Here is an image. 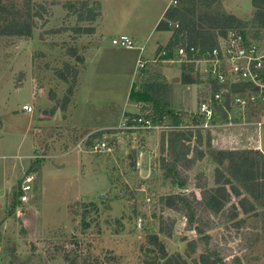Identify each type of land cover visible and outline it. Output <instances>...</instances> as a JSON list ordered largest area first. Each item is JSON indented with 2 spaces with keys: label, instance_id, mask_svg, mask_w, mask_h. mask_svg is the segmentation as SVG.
Listing matches in <instances>:
<instances>
[{
  "label": "rangeland",
  "instance_id": "374dc122",
  "mask_svg": "<svg viewBox=\"0 0 264 264\" xmlns=\"http://www.w3.org/2000/svg\"><path fill=\"white\" fill-rule=\"evenodd\" d=\"M26 1L3 3L21 10ZM31 1L39 11L33 35L0 36V187L4 190L0 200V264H161L162 254L149 241L154 233L169 255L181 254L186 264H201L202 245L195 227L189 225L182 212L161 201L168 194L181 192L195 194L197 216L201 215L206 225L205 234L211 237V245L220 248L227 264H264V201H256L255 212L232 219L231 205L224 214L215 215L202 198V191L215 184L218 150L257 148L255 128L240 124L219 128L224 137L217 139L216 146L205 142L199 146L206 151L205 161L194 163L190 169L179 167L183 180L187 178L184 187L173 183L161 168V158L165 156L161 130L91 132L102 126L120 125L124 116L130 115L125 111L148 108L145 102H132L129 93L142 92L155 75L167 83L168 75L173 82L178 81L179 71H174L178 65L150 61L131 85L139 44L133 49L111 45L114 35L118 37L136 25L143 26L149 34L162 8L171 0H89L93 10L103 6L107 44L99 56V74L89 82L90 91L84 89L88 86L84 82L89 78L85 76L87 61L94 57L96 37L78 34L74 28L95 23L79 22L77 11L65 7L69 2L78 10V2L84 0ZM181 2L178 0L177 5ZM214 6L242 19L251 34L263 29L254 20L256 8L252 0H218ZM168 37L163 36L161 41L153 31L147 52H153L158 41L156 52L171 43L172 38L166 42ZM70 50L76 52L75 56ZM61 69L68 75V82L56 75V70ZM74 69L78 73L70 104L81 102L82 97L84 103L73 119L69 108L60 106L73 82ZM180 71L182 82L184 72ZM181 82H175L174 106L197 110L195 88L186 93L188 84L182 86ZM24 103H30L34 112L23 111ZM99 131L104 132L92 135ZM261 132L264 137V127ZM103 137L115 141V152L91 150V143ZM144 146L151 153L150 167L140 173L130 166V154ZM34 162L40 164L31 170ZM227 166H222L226 173ZM29 174L35 176L34 196L29 203L21 204L18 194ZM141 184L147 186L150 202L144 192L138 191ZM234 201L238 198L233 197L232 204ZM85 209L90 211L88 228L81 223ZM238 220L243 222L237 225ZM162 222L168 235L160 232ZM191 241L197 242L195 252L189 246Z\"/></svg>",
  "mask_w": 264,
  "mask_h": 264
},
{
  "label": "trees",
  "instance_id": "16d2710c",
  "mask_svg": "<svg viewBox=\"0 0 264 264\" xmlns=\"http://www.w3.org/2000/svg\"><path fill=\"white\" fill-rule=\"evenodd\" d=\"M218 0H182L180 5L171 6L165 13V18L162 19L157 30L170 31L168 21L179 22L180 27L174 31L171 43L173 41L179 42L187 39L192 44L201 43L204 47H213L217 44L218 34H224L231 28H246L245 22L234 14H229L215 8ZM253 6L256 8L254 20L260 28H264V0H252ZM90 1L84 0L78 2V10L71 3L65 5L68 10L77 11L76 15L79 22H95L101 15L100 11L93 10L90 7ZM42 8V6H40ZM39 11L34 9L31 0H27L24 4V9L15 8L14 5H8L0 0V36L3 37H30L33 35L35 26V19L39 16ZM74 13V12H73ZM78 34H93L95 28L92 26H80L74 28ZM173 44V43H172ZM72 56H75V51L70 50ZM78 61H83L82 58H77ZM66 69L69 71L70 66L66 64ZM67 71V72H68ZM78 70H73L72 84L69 86L66 96L61 102V108L64 110L70 104V98L74 94L76 76ZM56 75L63 81L68 82L69 77L66 72L56 70ZM152 82L147 84L142 92H131V99L140 102H145L148 108L141 107L140 112L152 116L156 122H162L166 117V121L170 124H179L182 121H187L189 118L188 112H177L172 109L171 87L170 84L165 82L159 75H155ZM182 80L184 83L194 82V77L188 73H183ZM22 87V86H21ZM20 88V87H19ZM54 99V95L52 96ZM226 118V113H222ZM104 131L93 133L92 135L102 134ZM106 132H119V130L109 129ZM91 135V137H92ZM193 134L191 132H183L179 130H172L169 132H162L161 135V150L167 153L161 158V168L164 175L170 178L173 183L180 186H185L187 178L183 180L180 166L185 169L193 167L197 158H203L204 153L199 151L197 147L193 148L191 145ZM196 138L199 143H202L203 137L201 132H197ZM210 140V137H209ZM92 144V143H91ZM193 152V155H189ZM259 152L255 151H241V150H228L218 151L217 159L222 166L226 160L229 161L227 176L225 171L220 167L215 170V184L213 188H205L202 191V197L205 201L208 210L215 215L219 213L224 214L228 204L232 203V193L238 200L239 207L243 213L248 214L256 211L255 205L252 201L244 196V193L258 200L264 201V155L258 158ZM131 164L133 170H136L137 151L132 150L130 154ZM40 163L34 162L31 170H35ZM234 181L238 182L241 186H237ZM243 189L245 192H243ZM161 201L165 204L171 205L174 209L182 212L188 219L190 226L200 235V243L202 245V253L200 254L199 262L201 264H227L225 262V255L220 248L216 245H211V237L206 235V225L198 217V205L196 203V196L194 193L181 195L176 198L175 195H169L162 198ZM15 206V204L13 205ZM239 207L236 204H231L229 217L236 219L239 217ZM89 210L84 211L82 216V225L88 228L90 224L87 222ZM199 214V213H198ZM202 216H205L202 215ZM243 220H238L236 223L240 225ZM160 224V232L168 233L165 227ZM196 224V226H194ZM145 225V224H144ZM209 227V226H208ZM170 233V232H169ZM168 235V234H166ZM150 243L155 247L158 252L163 256L164 262L161 264H186L182 259L181 254L169 255L166 247L157 233L151 234L149 237ZM192 251H196L197 242H189ZM182 261V262H180ZM147 264H158L156 262H149Z\"/></svg>",
  "mask_w": 264,
  "mask_h": 264
},
{
  "label": "built area",
  "instance_id": "2783aa9c",
  "mask_svg": "<svg viewBox=\"0 0 264 264\" xmlns=\"http://www.w3.org/2000/svg\"><path fill=\"white\" fill-rule=\"evenodd\" d=\"M177 3L178 0L172 2L174 6ZM168 22L172 32L180 27L179 22ZM172 43L163 45L148 61L139 59L138 69L147 68L150 61L178 65L194 77V82L187 83L186 90L191 92L195 88L197 110L188 112V120L179 124L168 123L166 117L162 122H156L148 113L125 115L117 130L127 133L140 129L179 130L191 132L195 138L197 132L212 131L221 124L264 126V28L257 34L249 33L246 28L228 29L224 34H218L217 44L213 47L192 44L187 39ZM112 44L125 49L136 46L127 34L115 37ZM21 109L34 112L31 104H24ZM90 147L97 153L111 154L116 150L115 141L105 137L94 140ZM136 164L140 167V160ZM34 179V174H29L21 184L18 194L21 204L32 200ZM138 191L144 192L148 202L152 200L145 184H141ZM3 195L4 190L0 187V200Z\"/></svg>",
  "mask_w": 264,
  "mask_h": 264
},
{
  "label": "crops",
  "instance_id": "0c3cea01",
  "mask_svg": "<svg viewBox=\"0 0 264 264\" xmlns=\"http://www.w3.org/2000/svg\"><path fill=\"white\" fill-rule=\"evenodd\" d=\"M172 2H173V0H171V1H169V3H167L163 8H162V11L160 12V16H159V18L157 19V21H156V23L154 24V26L153 27H151V30H150V33L148 34V33H146L145 32V28H143V26H138V25H136V27H133V28H130V31H128V32H126V33H122V34H127V35H129L130 37H132L133 38V40L135 41V44H139V46H137V48L139 49V51H140V54H139V56H138V59L136 60V64L134 65V68H133V71H132V73H133V81H132V83H131V85L133 84V82L135 81V79L137 78V74H138V72H139V69H138V61H139V59H142V60H145V61H148L149 59H152V57L154 56V54L156 53V50H157V46H158V43H159V41L157 42V46L155 47V49H154V51L153 52H147V46H148V40H149V38H150V34L151 33H153V31H155V33H158L159 35H160V40L162 41V37L163 36H165V37H167V35H169V37H168V39H167V41L166 42H168L169 41V39L170 38H172L173 37V34H174V32H172V30H170V31H159V30H157V26H158V24H159V22L162 20V19H164L165 17V13H166V11L171 7V6H174L173 4H172ZM101 10H99L100 11V13H101V15L97 18V20L94 22L95 24H91V25H88V26H92V27H94L95 28V33H93V34H89V35H93L94 37H96V41H95V45H94V49H95V54H94V57L92 58H90V57H88V61H87V63H88V71H87V73L85 74V76H87V77H89L87 80H85V82H84V84L85 83H87L88 84V86L86 87V88H84L85 90L88 88V90L90 91V87H89V85H90V80L92 79V77H94V76H96V75H98L99 74V70H98V67H99V56L102 54V52L104 51V50H106L107 48H106V42H105V40H106V37H105V30H104V12H103V6H102V4H101ZM101 20V21H100ZM171 29V28H170ZM115 36L116 35H114V37H112V40L115 38ZM112 40H111V42H112ZM172 40V39H171ZM164 41V40H163ZM166 42H163V44L164 43H166ZM111 45H112V47H114L115 48V46L111 43ZM117 47V46H116ZM152 53H154L153 54V56L150 58V55L152 54ZM119 65H121L120 63H118ZM112 66H114V65H112ZM147 68H148V66H147ZM174 71H179V75H177L179 78H180V73H181V71H180V69L179 68H177V69H175ZM167 78H168V82L170 83V85H171V89H172V92H171V98H172V107H173V109H175V111H177V112H180V111H183V112H190V111H192V110H188L189 108L188 107H186V108H184V109H178V108H176L175 106H174V104L175 103H173V94H174V90H175V82L177 83L178 81L179 82H181V80L178 78V81H175V82H173L172 80H171V77L168 75L167 76ZM181 84H182V86H185L184 84H186V83H184L183 82V80H182V82H181ZM133 87V86H132ZM185 89V91H186V93H187V90H186V88H184ZM131 91V90H130ZM179 93V92H178ZM130 95H131V93H129V97H130ZM130 99H131V97H130ZM180 99H181V97H180ZM82 100H83V97H82ZM82 100H81V102H71V104H70V106H68V108H69V115H72V117L71 118H73L74 119V117H75V114H77L78 113V110L80 109V106L81 105H83V103L84 102H82ZM131 101L132 102H134L132 99H131ZM88 104L89 103H91V104H100V102H87ZM25 104V103H24ZM23 104V105H24ZM27 104V103H26ZM30 104V103H29ZM137 103L135 102V104L134 105H136ZM188 104V103H187ZM22 105V106H23ZM189 105H190V102H189ZM21 106V107H22ZM137 106V109H139V107H138V104L136 105ZM185 109H187V110H185ZM130 111H125V113L127 114H135V113H137V112H132V113H129ZM249 126V127H245V128H255L257 131L254 133V138H257L258 140H257V143H258V146H257V148H254V147H247V148H245V149H243V150H241V151H255V152H259L260 154H263L264 155V137H263V132H261V130H262V128L264 127H262V128H258L257 126H255V125H253V124H244V123H242V124H240L239 126ZM119 126V125H118ZM118 126H102V127H99V128H97V129H93V130H91V132H93V131H98V130H109V129H115L116 127H118ZM222 127H229L228 125H220V126H218L216 129H213L212 131H208V132H203L202 133V137H203V141H202V143H199L198 142V140H197V138L195 137V138H192V141H191V145H192V147L193 148H195L196 146L198 147V150L199 151H201V152H203L204 153V156H203V158H197L196 159V161H195V165L198 163V162H201V161H205V157H206V151L203 149V147H199L200 145L202 146L203 145V143L205 142L206 143V145H208V144H213L214 146H216L217 145V139L220 137H224V135H222L223 133L220 131V130H218L219 128H222ZM226 135V134H225ZM209 137H210V140H209ZM196 145V146H195ZM221 150H224V151H228V150H239V149H237V148H229V149H221ZM221 150H218V151H221ZM167 153H164V155H166ZM193 154V152L189 155V157H191V155ZM260 154H258L257 155V157L258 158H261L262 156L260 155ZM149 155H151V153H150V150L146 147V146H144L143 147V149H141V150H138V153H137V159H139L140 160V162H141V166L138 168L137 167V164H136V170H139V172L141 173V171H144L145 170V172H147V170H148V168L150 167L149 165H148V163H149V160H150V157H149ZM22 157V156H21ZM217 162H218V159L216 160ZM218 164H219V162H218ZM224 165H228L229 166V161L228 160H226L225 161V163L222 165V166H224ZM149 166V167H148ZM222 166L219 164V166L218 167H220L221 169H222ZM228 166H227V172H228ZM218 167H216V168H218ZM216 170V169H215ZM224 170V169H223ZM226 173V172H225ZM227 174V176H230L229 175V173H226ZM215 182V181H214ZM234 183L237 185V186H239L240 188H241V186H240V184L238 183V182H236V181H234ZM216 186V184H213V186H211V187H209V188H213V187H215ZM200 187V186H199ZM228 189H229V191H230V193L232 194V198L233 197H236L233 193H232V191H231V189H230V187L228 186ZM241 190H243V189H241ZM192 191V190H191ZM190 192V191H189ZM188 192V193H189ZM243 192H245L244 190H243ZM187 193V192H186ZM186 193L184 194V193H180L179 195H177V194H175V193H173V194H168V195H175L176 196V198H178L180 195H186ZM244 196H247L251 201H252V203L254 204V205H256V199H254V198H252L250 195H249V193H244ZM203 198V197H202ZM236 198H238V200H239V198L240 197H236ZM258 200H262V199H258ZM204 201V200H203ZM232 203H230V204H228L227 205V207H226V209L228 210L229 209V206L231 205ZM234 204H236L238 207H239V204H238V201H234ZM167 206H169L171 209H174L173 207H171V205H169V204H167ZM256 207V206H255ZM174 210H176V209H174ZM178 211V210H177ZM239 211L241 212L240 214H243V211L241 210V208L239 207ZM187 218V217H186Z\"/></svg>",
  "mask_w": 264,
  "mask_h": 264
},
{
  "label": "water",
  "instance_id": "95a60500",
  "mask_svg": "<svg viewBox=\"0 0 264 264\" xmlns=\"http://www.w3.org/2000/svg\"><path fill=\"white\" fill-rule=\"evenodd\" d=\"M57 121H59V119H57Z\"/></svg>",
  "mask_w": 264,
  "mask_h": 264
}]
</instances>
